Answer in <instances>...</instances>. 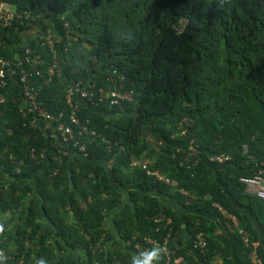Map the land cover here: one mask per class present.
Wrapping results in <instances>:
<instances>
[{
  "label": "trees",
  "instance_id": "trees-1",
  "mask_svg": "<svg viewBox=\"0 0 264 264\" xmlns=\"http://www.w3.org/2000/svg\"><path fill=\"white\" fill-rule=\"evenodd\" d=\"M0 3L13 15L0 20L5 264H132L144 238L165 247L159 264H264V199L239 181L264 176V0ZM113 71L133 99L121 110L81 103V156L59 135L71 111L65 91L108 89ZM183 118L193 121L186 137ZM188 140L201 150L192 169ZM218 152L233 160L209 163ZM200 232L205 246L192 250Z\"/></svg>",
  "mask_w": 264,
  "mask_h": 264
},
{
  "label": "built area",
  "instance_id": "built-area-1",
  "mask_svg": "<svg viewBox=\"0 0 264 264\" xmlns=\"http://www.w3.org/2000/svg\"><path fill=\"white\" fill-rule=\"evenodd\" d=\"M13 18V15L9 13L8 7L3 5V10L0 13V20L2 21L3 26L9 25L11 22V19ZM51 44V43H50ZM2 63V61H0ZM3 67V63L1 65ZM50 74H53V69L49 71ZM3 72L0 70V77L2 76ZM115 77V71H113V74L110 75L106 79L107 84H109L110 88L105 89L103 87L95 89L94 84H90L87 87H83L80 83H75L73 86L67 87L65 93H66V101L67 104L70 106V113L68 115V122L67 124L60 123L58 124V130L60 132V136L65 142H70L73 148H77L81 156L86 157L85 143H79L75 137L76 135H83V133L87 132V129L83 125H79L80 130L77 131V124L79 123L78 114L80 112V105L82 102L87 101L90 103V105H96L98 103H106L109 107L115 106L118 109H122L121 105L123 101H132L133 99V92L124 90L123 85L119 83V81H122L121 76ZM95 92V93H93ZM25 96L27 100L31 103V110H37L38 107L35 103V93L31 91V88L25 90ZM47 118L49 119V122L52 121V117L50 115H47ZM184 124V125H183ZM193 124V121L190 118H183L178 124L177 128L179 130V136L186 137V127H191ZM75 126V128H73ZM90 134H94L93 131L90 132ZM53 136H56V134H53ZM173 137V136H172ZM185 152H184V161L183 164L187 169H192L195 167L198 163V159L200 156L201 150L193 144L192 140H188L185 146ZM247 147H243V153H247ZM177 152L180 151L179 148L176 149ZM66 153V152H65ZM232 157L230 155H227L225 152H218L217 154H210L207 157V161L212 164H225L230 163L232 161ZM135 161L131 162V166H135ZM145 168L146 174L153 176L155 180L160 181L164 184L173 185L172 181L160 174L158 171L152 172L146 167ZM239 181L245 186L246 192L252 196H255L259 199H264V176L263 175H253V176H245L239 178ZM182 194L185 196H188L187 192H184L180 190ZM220 214L224 216L225 218L229 219V222L227 223V226L230 227V224L237 225V219L234 216L228 215L224 210L221 209V207L217 206ZM170 219L166 220V224L169 225ZM239 234H243L242 230H239ZM242 239L245 243H247L246 236H242ZM193 247L194 249L203 248L205 246V241L203 234L200 232L196 235L195 239L193 240ZM158 246V243L149 238L143 239V244L136 243L134 244V248L138 250L139 252L143 253L147 250H150L152 247ZM164 249V252H167L165 250V247L162 246ZM251 261L253 264H262L261 260L258 259L256 256H251Z\"/></svg>",
  "mask_w": 264,
  "mask_h": 264
},
{
  "label": "clouds",
  "instance_id": "clouds-1",
  "mask_svg": "<svg viewBox=\"0 0 264 264\" xmlns=\"http://www.w3.org/2000/svg\"><path fill=\"white\" fill-rule=\"evenodd\" d=\"M6 225L0 223V232L5 230ZM164 249L162 247H153L141 253L139 256H134L132 258V264H159L161 257L163 255ZM7 261V256L0 253V264H5ZM36 264H50L49 260L45 257H40L36 260Z\"/></svg>",
  "mask_w": 264,
  "mask_h": 264
},
{
  "label": "crops",
  "instance_id": "crops-1",
  "mask_svg": "<svg viewBox=\"0 0 264 264\" xmlns=\"http://www.w3.org/2000/svg\"><path fill=\"white\" fill-rule=\"evenodd\" d=\"M4 222H5V221H4ZM5 223H6V222H5ZM104 224H105V227H106V228L109 227V226H108L109 221L105 220V223H104ZM191 246H192V250H195L194 247H193V243L191 244Z\"/></svg>",
  "mask_w": 264,
  "mask_h": 264
},
{
  "label": "rangeland",
  "instance_id": "rangeland-1",
  "mask_svg": "<svg viewBox=\"0 0 264 264\" xmlns=\"http://www.w3.org/2000/svg\"><path fill=\"white\" fill-rule=\"evenodd\" d=\"M3 5L4 4H2V3H0V13L2 12V10H3ZM5 6V5H4ZM7 7V6H6Z\"/></svg>",
  "mask_w": 264,
  "mask_h": 264
}]
</instances>
